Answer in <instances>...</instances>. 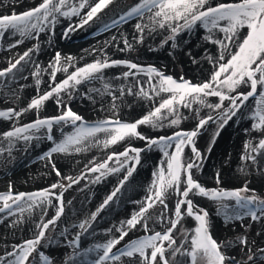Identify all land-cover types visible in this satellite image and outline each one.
I'll return each mask as SVG.
<instances>
[{"label":"snow or ice","instance_id":"snow-or-ice-1","mask_svg":"<svg viewBox=\"0 0 264 264\" xmlns=\"http://www.w3.org/2000/svg\"><path fill=\"white\" fill-rule=\"evenodd\" d=\"M115 3L116 0H40L25 11L17 13L13 9L11 14H7V10L0 14V40L7 34L11 41L7 45L9 49L15 48L24 39L36 41L14 61L9 58L7 66L0 69V85L8 89L20 79L27 80L24 73L28 65H32L29 75L37 88L26 106L17 103L15 107L0 110V119L13 122L7 130L0 131V156L7 153L11 157L21 142L26 149L33 140L46 139L51 146L40 159H45L51 165L50 174L55 173L59 178L48 187L15 193L9 181L7 192L0 193V213L15 217L9 227L26 224L25 212L30 214V218L36 209L41 213L38 220H33L32 237L12 244L10 251L6 245L3 254H0V264H55L42 249L57 239L55 229L65 212V191L72 185H77L79 189L82 179H90L95 184L110 174H118L117 183L89 217L73 225L80 231L67 242L66 247L72 248V254L63 264H264V243L256 245L255 240L248 239V229L253 223L259 224L256 235H264V194L250 188L247 179L253 169L256 174L264 175V0H137L126 9H120L116 18L111 20L113 27L135 21L133 40L137 44H142L146 31L148 34L156 33L158 29L165 31L167 35L160 40V47L171 42V47L177 48L181 32L192 33L195 29H203L200 44L202 59L212 66L203 80L192 81L183 76L176 79L153 65L109 59L107 54L102 59L95 58L81 65L79 60H83L82 56L55 50L47 61L49 81L41 93V65L34 60L41 51V33L46 37L47 46L52 48L55 27L61 18L77 17L75 27L81 28L94 18L99 19L98 14ZM71 30L73 25L70 23L63 29L64 36ZM17 36L20 39H12ZM120 37L124 44L121 51L133 48L124 33H120ZM117 40L114 35L112 41ZM91 52H97V49L92 48ZM192 62H197L195 57ZM114 66H123L128 70L113 79L127 81L133 77L134 81L115 86L105 82L102 88H88L81 93L85 85L104 81L103 70ZM57 73H63L58 82ZM140 76L147 77V81L139 79ZM25 86L18 85L20 89ZM92 93L111 97V115L89 123L73 110L71 102L75 94H82L95 103ZM10 94L16 96L17 102L21 98L15 89ZM7 95L9 93L5 92ZM128 96L152 100L153 104L140 118L125 121L119 117L117 101ZM156 97H159L158 103ZM250 98L253 101L251 106L246 103ZM50 99L55 101L57 114L39 116L40 109ZM203 108L208 112L202 114ZM181 109L195 113L197 122L191 130H173L171 135L155 136L138 130L140 126H149L154 130L166 126L175 128L185 118ZM30 110H35L36 118L19 124L15 118ZM104 110L101 103V111ZM236 117L250 121V126L243 129L247 138L239 158V171L245 176L243 184L231 188L222 186L221 173L217 170L214 174L215 186L204 185L197 178V171L202 170L206 157L197 147V138L202 130L215 125L207 148L211 152L221 130ZM69 125L72 130L64 132L65 126ZM54 128L61 130V138L54 136ZM134 138L144 141V146H132L130 141ZM121 142L124 144L122 151L111 147H119ZM90 143L108 149L106 159L97 161L93 157L77 175L62 173L53 154L79 152L81 145L87 147ZM186 147L191 149L187 158ZM153 149L161 153L160 161L153 166L146 196L141 201H133L139 205L138 209L112 228L105 229L106 239L103 242L82 249L81 234L88 232L98 214L122 193L126 182L141 164V154ZM110 161L113 163L110 164ZM173 194L175 202L170 207L167 201ZM196 197L211 202L216 216L226 226L239 221L244 233L232 240L215 239L211 233L212 214L199 205ZM54 201L55 214L45 219L47 206L53 205ZM68 203L71 204V201ZM155 205L161 206L157 217L161 230H156L154 224L149 225L151 217L148 211ZM16 213L20 215L16 216ZM186 218L194 221V227L183 226ZM246 218L248 224L244 223ZM136 230H141L142 234L125 239ZM174 230L179 233V239ZM66 234L67 229L60 233L65 238ZM237 245L241 253L239 259L229 251ZM78 257L84 259L78 260Z\"/></svg>","mask_w":264,"mask_h":264},{"label":"rangeland","instance_id":"rangeland-1","mask_svg":"<svg viewBox=\"0 0 264 264\" xmlns=\"http://www.w3.org/2000/svg\"><path fill=\"white\" fill-rule=\"evenodd\" d=\"M40 0H0V14H4L7 10V14H11V11L14 9L17 13L27 10L28 8L35 6L39 3ZM137 0H116L114 5H111L109 9L104 10L102 13L98 14L99 19L94 18L93 21H89L87 25H84L81 28H76L75 24L78 23L77 17H71L70 19L61 18L60 22L57 23L55 27V37L53 42L56 45L54 48H46L43 53L42 49L38 56L34 57L36 63L41 65V71H43L44 76L41 78V86L39 91L42 93L46 87V83L49 81V72L47 69V61L54 55L55 50H59L64 54H71L76 57H83V60H79V63L82 65L86 62H91L95 58H103L105 54L109 59H127L131 60L140 65H153L159 70L165 72L168 75H172L174 78L179 79L183 76L186 79L197 81L203 80L208 76V70L211 69V65L208 64L205 60L202 59L203 48L200 47L201 36L203 35V29H195L192 33L181 32L178 37L179 47L172 48L171 42L160 47V40L163 39L167 33L163 30H157L156 33L148 34L145 33V38L142 44H137L133 40V33H135L134 23L135 21H128L124 24H119L117 27H113L111 20L116 18V14L120 9H126L127 7L135 4ZM85 11V10H82ZM73 25V30L69 31L65 37L63 34V29L66 28L69 24ZM107 26V28L105 27ZM120 33H124V36L128 39L129 43L133 45L132 49H125L123 44V38L120 37ZM117 36V41H112L113 36ZM138 35V34H137ZM12 39H20L19 36L13 37ZM25 40V39H24ZM46 37L43 33L40 35L41 44L45 42ZM36 43L35 40H32ZM108 41L106 44L105 42ZM11 41L8 38V35L5 34L4 38L0 40V69L7 66L9 58H12L14 61L22 54L25 50L29 48L21 43L15 48L9 49L7 45ZM88 43V44H86ZM83 46L82 48H78ZM31 47V46H30ZM209 47V45H205ZM92 48H96L97 52H91ZM103 51H100V50ZM151 49V50H150ZM6 53H1V51ZM84 50H88L86 53ZM191 52V56L189 55ZM193 57L196 58L197 62L193 63ZM32 65H28V70L25 71L24 75L27 77V80L20 79L16 83L11 84L10 88L17 86L18 84L29 82L33 78L29 75L32 71ZM128 69L123 66H114L109 67L103 70L104 72V81H96L92 84L85 85L81 88V93L86 92L88 88H102V84L107 82L111 85L119 84H130L134 81L133 77H129L127 81L121 78L120 80H115L113 77L119 76L122 71H127ZM40 71V73H41ZM135 71V70H132ZM41 76V75H40ZM63 77V73H57V82ZM139 79L142 81H147V77L140 76ZM34 84V85H33ZM147 88L148 85L145 84ZM14 89V88H13ZM2 85H0V92L6 91ZM37 88L35 81L32 83V86L29 88L25 95L20 96V100L17 102V98H12L11 96H2L0 97V110L7 107H15L17 103L22 106H26L30 98L36 94ZM95 98V103L92 99H89L82 94H75L71 102V107L73 110L77 111L79 114L83 115L87 122L91 123L97 119L104 118L111 115L110 102L111 97L106 94L101 95L100 93L91 94ZM78 96V97H77ZM156 103L159 102V97H156ZM215 99V98H210ZM101 103L104 104V111H101ZM249 106L252 105L253 101L250 98L249 102H246ZM119 106V117L125 121H134L135 119L140 118L143 114L150 110L151 105L153 104L152 100L137 99L136 97L128 96L122 101H117ZM44 107L39 111V116H50L57 114L58 109L56 108L55 101L50 99L45 102ZM195 107V106H194ZM182 115L185 117L181 119V122L175 128L165 127L164 129H152L149 126H140L139 131L150 136L155 135H171L173 130H191L195 123L197 122L195 118V113L190 112L187 109L180 110ZM247 111V109H246ZM208 109H201V113H207ZM36 118L35 110H30L28 113L22 115V117L15 118L19 124L30 122ZM13 122L4 121L0 119V131L7 130L12 126ZM243 125L244 127L250 126V121L245 119H240L239 117L233 118L232 121L221 130L220 135L216 138L215 144L212 146L211 152L207 151L208 144L211 140L212 131L215 128V125H211L208 128L202 130L201 134L197 138V147L203 152L206 159L202 162V170L197 171V178L204 184L209 187L215 186L214 174L217 170L221 173L222 186L224 187H237L243 184L245 176L239 171L240 165V155L243 151V142L247 138L245 133L241 132L240 140H237L232 132V128L236 125ZM244 129V128H243ZM71 126H65L63 129L64 132H70ZM54 136L59 139L61 138V130L58 128L53 129ZM237 135V134H236ZM239 139V138H238ZM132 146L143 147L145 142L139 139H133L130 141ZM51 142L42 139L40 141L33 140L29 146L25 149L22 142L17 145L15 151L20 152L15 156V159H7L4 155L8 156L7 153H4L0 156V193L7 192L8 183H12V191H36L38 189L48 187V185L55 180L59 179L55 176V173L50 174L51 165L47 164L45 159H40L45 151L49 149ZM123 142L120 146H111L114 149L123 150ZM108 149H104L102 146H97L94 143L88 144L87 147L81 145V151L75 152L71 151L68 153H56L53 154L57 167L64 174L77 175L81 170L84 169V166L88 162L96 157L97 161L106 159ZM157 155L156 160H151V164L148 170L147 182L141 188V195L138 199H132L128 196L127 193L131 191L132 184L137 179L139 169L141 164L137 166L138 172L135 175H132L129 178V181L126 182L127 186L122 190V193L118 194V198L114 199L113 202H110V206H106L97 216V219L92 223L91 228L88 232L82 233L80 236V246L81 248L90 247L92 244L97 242H103L106 239L105 229L112 228L113 225L118 224L120 220L125 219L130 216L134 209H138L139 205L133 203V201H141L147 192V185L151 181V173L153 166L158 164L160 161L161 153L158 149H153ZM186 158L187 155H190L191 149H185ZM148 152L141 154V163L143 157ZM14 158V156L12 157ZM112 164L113 162H109ZM38 164V165H36ZM36 165V166H35ZM135 171L133 172V174ZM89 177L91 174H86ZM118 174H110L102 179L99 183H92L90 179H82L79 189L77 185H72L71 188H68L64 193V207L65 212L62 214L61 218L57 221V228L55 229L56 241L51 245H46L42 250L50 255L55 261V264H63L66 258L71 257L72 248L66 247L67 242L71 240L76 232H79L78 227H73V225H78L80 220L85 219L90 216L92 211L98 207V205L103 201L107 193L111 192L115 184L117 183ZM247 179L250 181L249 187L256 189L258 192L264 194V175L256 174L255 170H252V175L248 176ZM67 183V181H65ZM128 196V197H127ZM126 198L131 206L129 211H126L122 215L111 218H103L105 213H109L113 210V207H116L121 199ZM199 205L203 208H206L212 214V228L211 233L215 239L220 240H232L238 234H243L244 229L241 228L240 222H234L229 225H225L222 219L215 214L214 205L205 198L196 197ZM71 201V204L68 203ZM170 207L174 206L175 194L167 201ZM2 206V205H0ZM55 201L53 205L47 206V215L45 219L51 218L55 214ZM161 213V206L155 205L153 208L149 209L148 215L151 217L149 220L150 227L155 225L156 230H161V224L157 220V217ZM19 213H16V216H19ZM41 213L38 209L30 214L28 212L24 213V219L28 222H31L33 227V220H38ZM15 217H10L6 213H0V254H3L5 246H9L8 250H11V245L15 243H20L23 239L31 238L33 235L32 229L19 237H14L7 240L8 235L25 224H20L16 227H9L8 225ZM67 220L64 222V220ZM26 223V224H27ZM67 223V224H66ZM245 224L249 223V220L246 218L244 221ZM186 228L194 227V221L191 218H186L183 225ZM179 227V226H178ZM259 228L258 223H253V225L248 229V239L249 241L255 240L256 245H261L264 243V235L257 236L256 232ZM67 229L66 238L61 236L60 233L64 232ZM21 233H24L23 231ZM174 233L179 239V233L174 230ZM51 234V233H49ZM142 234L141 230H136L130 232L129 237L125 239L135 238ZM255 247V246H254ZM234 256L239 259L241 253L239 252V246L229 249ZM78 260H83V257H78ZM187 259V258H185Z\"/></svg>","mask_w":264,"mask_h":264},{"label":"bare ground","instance_id":"bare-ground-1","mask_svg":"<svg viewBox=\"0 0 264 264\" xmlns=\"http://www.w3.org/2000/svg\"><path fill=\"white\" fill-rule=\"evenodd\" d=\"M22 43H24L23 45H25V47H28V46L30 47V46H32V44H34V42L32 40H30V39H25V40H23ZM86 44H88V43H86ZM56 45H58V44H56L55 42H53L52 48H54ZM45 47L46 48H49L47 46V44L45 42H43L41 44V49H42V52L41 53H43L44 50H46ZM82 47L83 46H79L78 48H82ZM1 53L3 54V53H6V52L3 50V51H1ZM40 75H41L40 77H43L44 76L43 71H41ZM33 82H34V80H30L29 82L24 83L23 85H26L24 89H20L18 87V85H21L22 84V83H20V84H18L15 87H12L10 89H7L6 91H2V92H0V97L5 96V92H8L9 93V95H7V96H11L10 93L14 89H15V91L17 92V94L19 96H22V95L24 96L25 93H27V91L29 90V88L32 86V83ZM11 97L12 98H15L16 96L15 95H12ZM243 128H244V126L242 124L241 125H236L235 127L232 128V130H233L232 132L234 133L235 136H237L236 137L237 140H240L241 132L243 131ZM19 154H20V152L14 150L11 157H8L6 155H4V156L7 159L11 160V159H15V156L17 158V155H19ZM13 156H14V158H12ZM156 158H157V155L155 154L154 151H150V152L146 153L145 156L143 157V160H142V163H141V167L139 169V173H138L137 179H135V181L132 184V187H130L131 188V191L129 190V192L127 193V195L130 196V197H132V199H134V198L135 199H138L140 197V195H141L140 194L141 193V188L147 182L148 170H149V167H150V164H151V160H153V159L156 160ZM36 165H38V164H36ZM137 172H138V169L135 171V173L133 175H135ZM130 208H131V206H129L128 200H126V198L121 199L120 202L117 204V206L116 207H113V210L111 212L104 214V217L103 218L104 219L105 218H111V217H114V216L117 217L119 215H122L126 211H129ZM66 221L67 220L65 219L64 222H66ZM31 229H32L31 222H28L24 226H20L19 228H17L14 231H12L8 235L7 240H9L11 238L14 239V237H19L20 235H23L25 233H28V231H30ZM22 231L24 233H21Z\"/></svg>","mask_w":264,"mask_h":264}]
</instances>
